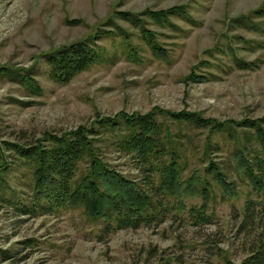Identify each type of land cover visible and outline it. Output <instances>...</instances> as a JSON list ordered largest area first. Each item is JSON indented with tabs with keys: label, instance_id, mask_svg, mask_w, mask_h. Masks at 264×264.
I'll return each instance as SVG.
<instances>
[{
	"label": "rangeland",
	"instance_id": "374dc122",
	"mask_svg": "<svg viewBox=\"0 0 264 264\" xmlns=\"http://www.w3.org/2000/svg\"><path fill=\"white\" fill-rule=\"evenodd\" d=\"M182 6L187 15L170 24L150 16ZM144 27L162 55L146 43ZM87 40L103 48L100 62L67 85L52 81L47 57ZM152 112L170 129L168 149L195 190L182 196L185 210L172 200L162 222L112 233L85 206L32 211L36 177L26 152L47 151L52 137L80 128L100 131L97 122L121 113ZM161 112L196 114L226 129L178 124ZM263 118L264 0H0V264H241L264 224L241 230L256 197L234 157L250 132L235 123ZM118 133L93 137L96 152L141 184L139 170L112 146ZM213 164L234 194L213 179ZM87 172L83 161L77 181ZM204 203L211 223L197 225L188 210Z\"/></svg>",
	"mask_w": 264,
	"mask_h": 264
},
{
	"label": "trees",
	"instance_id": "16d2710c",
	"mask_svg": "<svg viewBox=\"0 0 264 264\" xmlns=\"http://www.w3.org/2000/svg\"><path fill=\"white\" fill-rule=\"evenodd\" d=\"M151 18L159 23L170 24L171 17H185L186 8L173 7L160 12H150ZM255 14H262L256 11ZM125 20L134 24L132 14L125 13ZM146 43L155 53L163 54L155 34L142 30ZM103 48L95 41L87 40L63 48L47 57L48 75L56 83L67 85L81 73L100 62ZM27 84L34 85L28 80ZM178 124L194 125L212 131H224V124L205 120L196 114L161 112ZM98 123L100 131L119 130L112 145L116 152L128 158L142 174L144 182L139 184L129 180L100 160L94 143L100 131L92 128H80L64 137H52L55 144L47 151L38 149L26 152L30 166L36 177L32 211L41 207V211L52 213L68 206H85L96 218L107 220L105 231L139 228L163 221L169 211L172 200L182 209L185 205L182 196L194 193L191 183L181 179V165L174 158V152L168 149V126L157 118L155 112L146 115L119 114L114 119H104ZM246 130L250 136L242 149L234 155L237 171L252 186L256 200L246 204L244 227L260 228L264 224V118L244 120L235 123ZM233 127H235L233 125ZM118 133V134H119ZM21 152V151H20ZM170 159L169 162L167 160ZM89 161V172L85 179L77 181L80 164ZM213 179L224 184L228 192L235 193V188L214 164L208 169ZM85 176V175H84ZM207 198V197H206ZM174 207V206H172ZM207 204L200 208L191 207L189 218L195 223H211L207 217ZM241 264H264V234L251 246V252Z\"/></svg>",
	"mask_w": 264,
	"mask_h": 264
}]
</instances>
